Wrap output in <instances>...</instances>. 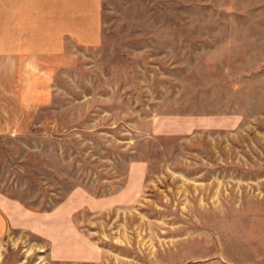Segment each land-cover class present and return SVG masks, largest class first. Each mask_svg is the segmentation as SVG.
Listing matches in <instances>:
<instances>
[{"label":"rangeland","instance_id":"obj_1","mask_svg":"<svg viewBox=\"0 0 264 264\" xmlns=\"http://www.w3.org/2000/svg\"><path fill=\"white\" fill-rule=\"evenodd\" d=\"M105 4L59 107L0 141V264L192 263L218 197L264 194V0Z\"/></svg>","mask_w":264,"mask_h":264},{"label":"crops","instance_id":"obj_2","mask_svg":"<svg viewBox=\"0 0 264 264\" xmlns=\"http://www.w3.org/2000/svg\"><path fill=\"white\" fill-rule=\"evenodd\" d=\"M108 11L105 0H0V141L26 137L32 114L59 107L62 70L103 43ZM215 203L213 226L197 231L204 238L185 264H264V194Z\"/></svg>","mask_w":264,"mask_h":264}]
</instances>
